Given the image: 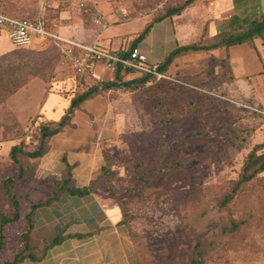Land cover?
Wrapping results in <instances>:
<instances>
[{"label": "rangeland", "instance_id": "obj_1", "mask_svg": "<svg viewBox=\"0 0 264 264\" xmlns=\"http://www.w3.org/2000/svg\"><path fill=\"white\" fill-rule=\"evenodd\" d=\"M40 1L29 0L28 3L26 0H0V5L18 18L28 17V10L46 16L40 10ZM80 1L83 0H77V8L82 13L78 6ZM84 2L96 5V1ZM66 4L56 0L50 7L61 10L65 8L68 11L70 4ZM138 4L140 6L136 10L131 7L121 9V13L128 15H123L124 20L119 22L126 31V37L139 35L154 20L153 3L150 0H138ZM200 13L197 7L185 13L187 20L189 16H194L192 35L189 33L190 26H183L181 20L177 21L178 18L174 16L175 35L191 38L179 41L180 45L186 46L199 40L205 22ZM45 19L48 20V27L55 20ZM64 19L65 16L59 15L55 24L64 25ZM91 22L94 23L92 20ZM165 25H156L152 38L141 44V51L150 58H162L168 48L175 44V41L165 39L168 38L164 31ZM72 31L68 34L77 40H84L82 29L75 27ZM249 44L253 50L260 49L258 57L264 63V38H255ZM97 46L111 50L104 43ZM156 60L160 59H155V62ZM240 60L238 58V62ZM210 62L208 70L204 71L207 76L202 80L171 76L151 79L142 85L102 91L111 103V119L108 120L105 131L110 136L104 138L102 143L104 167L110 172L99 188L111 183L118 191L111 195L104 192L96 195L120 205L122 218L124 212L128 226L121 225L117 235L122 238V248H126L131 254L132 242L127 233L133 234L130 236L134 240L139 264H189L199 239L207 246L203 264H264V172L240 188L230 202V211L219 207L223 195L232 190L234 181L241 174L247 155L255 145L264 143V71L259 72L258 58L254 57L249 61L250 75L241 80L231 70L227 56L212 58ZM97 67L104 66L99 62ZM1 74L0 79L5 85L17 75L26 82L40 77L48 90L62 95L76 91L63 84L67 73L63 70L54 44L41 41L27 48H17L5 31L0 35ZM124 77V80L134 78L131 74H125ZM60 99L62 102L68 100L64 97ZM3 104L4 102L0 104V209L9 210L10 203L2 181L17 170L10 155L11 149L14 145L23 143L26 149L33 150L39 141L40 122L37 117L22 122L11 110L3 108ZM59 106L62 109L60 103ZM32 110L33 108L29 109ZM89 112L90 106L84 107V113L90 115ZM98 119L93 116L91 121L99 125ZM262 151L264 148L258 150V153ZM66 156L69 161L72 159L71 155ZM55 162L57 164L56 158H53L50 165ZM64 162L58 164V169L54 168V173L60 172L59 168L67 163ZM22 163L29 166V171L18 180L15 192L23 201L24 207H21V218L10 226L9 245L3 252L6 258L17 246L18 233L25 224V205L49 197L54 184L61 180L56 174L44 172L40 168V159L22 156ZM89 163L90 156L84 155L83 164L74 173L84 175L88 172ZM72 167L73 172L75 166ZM66 170L67 164L63 173ZM94 172L98 170L95 169ZM103 173L104 169L101 174ZM85 176L78 180L82 184L80 187L85 185ZM71 200L74 202L60 203L56 208L66 210L67 221L72 220L71 215L77 209L72 208L77 201ZM53 207L55 206L51 209ZM107 210L113 216V209L108 207ZM95 211L97 213L94 214L93 222L108 221L106 217L102 220L99 208ZM230 216L244 221L232 234L224 230ZM44 239L41 240L38 230L34 229L31 245L40 248ZM110 243L115 241L110 239ZM101 245L102 241H99L92 247L97 249ZM117 248L115 251L120 253L121 248ZM109 256L106 254L107 260L104 261L115 264L114 259L110 261ZM67 258L63 264L70 263L73 259ZM86 261L85 264H93L91 260ZM23 264L34 262L26 260ZM96 264L100 263L96 261Z\"/></svg>", "mask_w": 264, "mask_h": 264}, {"label": "crops", "instance_id": "obj_2", "mask_svg": "<svg viewBox=\"0 0 264 264\" xmlns=\"http://www.w3.org/2000/svg\"><path fill=\"white\" fill-rule=\"evenodd\" d=\"M54 1L56 0H41L39 7L41 12H44L46 15H42L46 23L48 20L46 21L45 18L50 20L55 19L53 20L54 23L51 25V27L49 26L50 28L47 25L46 27L53 32L55 31L54 29L57 31L59 30L62 32L59 33L61 36L75 39L73 35L71 36L68 33L73 32L72 30L75 27H79L83 30L82 37H84L82 38L84 40L80 41L92 45L104 43L107 44L111 50L126 55L127 51L134 45L135 39L141 34L140 33L139 35L132 38L128 36L126 37V31H124V29L121 28V25L119 24L120 20H124L123 15L125 14V12L121 13V9H130L131 7L132 9L136 10L138 6H140V4H138V0H127L126 2L124 0H90L91 2L96 1V8L108 18L110 24L107 27L95 25L91 22L87 15L83 13L81 3H83L84 0L78 2V6H80L79 8L83 14L77 8V0H57L70 4L68 11H66L65 8L64 10L58 9L56 7L51 8L50 6ZM150 1L153 3V5H155L161 0ZM185 1L186 0H167L165 9L154 14L163 16L166 12L172 9L175 10L176 8L183 5ZM26 2L29 3V0H26ZM147 5L148 3L146 6ZM196 7L197 10L201 12L200 14H203L202 16L204 17L205 21L204 27L200 31L198 40L203 42H210L211 39L220 32L229 31L240 27H247L254 19L264 15V0H193L192 3L182 9L180 12L167 15L159 21L153 20L149 33L137 43L136 47L142 50V42L152 38V34L155 31V26L163 23L166 24L164 31L168 38L165 39H171L170 42L175 41V44L172 46V48H168V51L162 55V58H150L145 53L147 56V62L149 64L157 65L159 69V66L170 52L178 47L183 46L179 44V41H188L191 39H186L184 36L180 37L175 35V21L173 18L175 16L178 18L177 21L181 20L183 26L189 25V33L191 34V30H193L192 25L194 24V16H189V20H187L185 13L190 11V9L192 10V8L195 9ZM0 9L8 15L14 16L9 14L1 5ZM28 13L29 15L34 14L31 16L27 15L28 17L38 16L40 14L34 10H28ZM59 15L65 16L66 19H64V25L55 24V21H58L57 19ZM155 15L152 17V19L157 17ZM114 23H116L117 26L113 25ZM119 26L121 29L118 28ZM186 35L187 34H185V36ZM113 43H115V46H113ZM249 43L251 42L232 45L229 46V48H215L208 51H190L178 55L164 72H161L160 70L159 71L167 77L175 76L190 80H202L204 76H207V72L204 71L208 70L209 66L207 65L211 63L210 59L217 57L224 58V56H227L229 58L231 70L235 72L236 78L243 80L251 73V64L249 61H252L254 57L258 58L259 64L257 65V68H259V72L264 71V63L260 61L258 57V52H260V49H257L258 51L251 49V45ZM238 58L241 59L239 62ZM155 59L160 60H156L155 62ZM62 67L67 73L66 81L63 84H67L68 88L76 90L74 93L62 95L54 92L53 90H48L44 80L40 77H35L26 82L14 94L10 95L2 105L3 108L11 110L22 122H26L31 118L35 119L37 117L39 122L57 123L68 112L73 97L83 93L86 89L94 84L111 81L115 77V70L113 71L104 67H97L96 65L92 76H88L83 80H79L75 78L71 70L68 69L64 64H62ZM122 74H127V76L128 74H131L135 78V76L138 77L137 74L141 73L135 71H124ZM63 97L67 98L68 100L62 102V99L60 98ZM59 103L62 106V109L59 106ZM86 106H90V115L84 113V107ZM110 106L111 103L109 98L100 92L95 96L86 99L78 107H76L71 113L69 124L62 131L52 136L50 140V149L40 158V168L44 169V172L55 175L56 173H54V168L58 169V164L64 162V158H66L68 164L73 167L75 166L73 172H71L74 183L77 186L82 185L79 184L78 180H82L84 175L87 177L84 186L88 185L94 177L96 178L98 175H100L103 172L105 162L102 143L104 138L110 136V133H105L106 129L108 128V120L111 119ZM30 108H33V110L29 111ZM93 116H95V118H99V125H95V123L91 121ZM85 124L88 125L85 127ZM66 155H71L72 159L69 161L67 158L68 156ZM84 155L90 156V163L88 164L89 173L85 172L84 175H79V173L75 172V174L74 171L76 168H78L84 162ZM61 157H63L62 160H60ZM53 158H56L57 164L55 162L54 164L50 165V160ZM41 160H43V162ZM64 163L63 167L59 168L60 172L56 174V176L60 179H62L61 176H63L62 173L64 172L67 164ZM95 169L98 170V172L95 173ZM81 176L83 177L81 178ZM71 199H75V201H77L74 207L71 206L73 209L76 207L77 209H74L75 211L71 215L72 220L67 221L66 210L60 211L56 208L60 206V203L64 202L68 204L74 202ZM117 205L106 201V198L104 197L99 198L96 193H92L84 197L71 196L67 193H64L59 198V200L55 201L49 206L42 207L40 210H37L35 215L36 221L34 229L38 230L41 240L43 238H45L44 240L53 238L59 233L63 224H67V230L65 233H96L92 236L84 238L70 237L62 244L51 249L43 260L40 262H34V264H63L62 262L67 260V257L73 258L70 263L68 262L67 264H85L87 262L86 260H91L93 264H96V261H98L100 264H108V262L104 261V259L107 260L105 258L106 254L110 255V261L114 259L115 264H139V258L129 233L127 234L132 242L131 254H129L126 248H122V238L121 236L119 237L117 235L121 228V224H119V222L122 220L121 208L120 205ZM52 206L55 207L51 209ZM66 206L68 207V205ZM108 207L113 209V216L110 214L109 210H107ZM97 208L100 209L102 220L106 217V220H108L107 222H93L95 218L94 214L97 213V211H95ZM110 239H113L115 243H110ZM99 241H102V247L97 249L92 247L94 243H98ZM116 247H118L117 250L121 248L120 253L115 251ZM61 257H65V259L62 260Z\"/></svg>", "mask_w": 264, "mask_h": 264}, {"label": "trees", "instance_id": "obj_3", "mask_svg": "<svg viewBox=\"0 0 264 264\" xmlns=\"http://www.w3.org/2000/svg\"><path fill=\"white\" fill-rule=\"evenodd\" d=\"M193 0H186L183 5L172 9L166 12L163 16L155 17L154 21H159L163 17L173 14L175 12H180L182 9L187 7ZM167 3V0H166ZM89 4V3H88ZM90 5V4H89ZM91 7H96L92 6ZM83 10V9H82ZM83 13L87 15L84 11ZM89 19L90 17L87 16ZM91 20V19H90ZM48 22L46 23V25ZM152 24L148 25L145 30L135 39L134 45L130 48L136 47L137 43L141 41L150 31ZM264 38V15L260 16L257 19H254L251 24L247 27H240L236 29H232L229 31H223L216 34L210 42L198 41L186 46H181L170 52L162 64L159 66V70L164 72L167 67L172 63V61L181 54L190 52V51H208L215 48L226 47L252 42L255 38ZM128 53V52H127ZM59 58L60 54L58 52ZM128 54H126L127 56ZM61 59V58H60ZM60 63L62 61L60 60ZM131 72L134 71L124 70L122 65H119L115 70V77L111 81L100 82L92 85L88 89H86L83 93L72 98L71 106L68 112L64 115V117L57 123L55 122H40L39 125V141L37 146L33 150H28L24 147L23 143L19 145H14L11 149L10 155L11 158L17 167V170L7 176L2 181V187L4 192L7 195L8 201L10 203V209H0V264H23L26 260H30L32 262H38L44 259L51 249L62 244L66 239L70 237L76 238H84L89 237L95 234L96 232H88V233H65L67 230V225L62 226L59 233L56 234L53 238L49 240H44L42 247H35L31 245V235L35 228V215L36 211L39 208L49 206L53 202L59 200L62 194L67 193L71 196L84 197L86 195L92 193H108L109 195L116 193L117 187L114 184H109L108 186H102L100 189V185L102 181H105V178L109 176V169L104 167L105 173L99 175L96 179L92 180L88 185L80 187L74 183L71 165L67 163V170L63 174V178L58 180L57 183L54 184L52 189V193L49 197L42 201L30 203L26 206V210H24V220L25 224L22 230L18 233L17 238V246L13 248L11 253H9L6 257L3 255V252L8 248L9 245V236H10V226L12 223L16 222L22 216L24 203L21 198L16 194L15 189L17 186V182L19 179H22L24 175L29 171V166L24 165L22 163V156L40 159L44 154L48 152L50 149V140L53 135L62 131L70 122L71 113L73 110L78 107L83 101L88 98L95 96L96 94L109 90L115 87H132L133 85H142L149 82L151 79H158L154 74L150 73H141V76L135 77L131 80H124V75L122 72ZM140 73V72H139ZM2 76V74L0 75ZM19 76H15L11 78L9 84H3L0 79V104L5 103L7 98L14 94L20 87H22L26 80H21ZM264 148V143H259L253 147L250 153L247 155V158L242 167V172L239 175L238 179L234 181V186L231 191L226 192L222 199L219 202V207L222 209H226L230 211V202L234 199V197L239 192L240 188L246 184L247 182L253 180L258 174L264 172V151L258 153V150ZM66 161V158H64ZM35 166V165H34ZM151 177V176H150ZM109 180V179H108ZM107 180V182H108ZM107 191V192H105ZM244 221L236 220L234 217L229 218V223L227 227L224 229L229 234H232L238 230ZM121 225H127V220L125 219V214L123 212V218L119 222ZM128 226V225H127ZM100 231V230H97ZM130 233V232H129ZM133 235V234H130ZM132 238V236H131ZM134 243V240L132 238ZM135 246V244H134ZM40 249L37 252V249ZM207 246L200 239L196 241L195 248L193 254L190 257L189 264H203L204 253L206 252ZM137 252V250H136Z\"/></svg>", "mask_w": 264, "mask_h": 264}, {"label": "built area", "instance_id": "obj_4", "mask_svg": "<svg viewBox=\"0 0 264 264\" xmlns=\"http://www.w3.org/2000/svg\"><path fill=\"white\" fill-rule=\"evenodd\" d=\"M83 11L90 19L102 27L110 23L106 15L88 3H81ZM166 7V0L156 3L152 11L159 13ZM125 17L128 15L125 13ZM5 31L15 47H29L37 41L50 42L57 46L62 63L71 70L75 78L83 80L92 76L97 63H102L107 69L116 70L122 65L124 70H134L140 73L154 74L158 79L167 78L157 65L147 62V56L138 47L129 49L127 56L114 50H104L97 45L86 44L80 40L61 36L50 31L41 15L18 18L8 15L0 9V35Z\"/></svg>", "mask_w": 264, "mask_h": 264}]
</instances>
